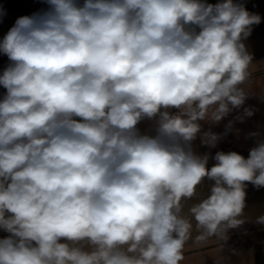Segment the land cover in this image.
Wrapping results in <instances>:
<instances>
[{
    "label": "clouds",
    "instance_id": "obj_1",
    "mask_svg": "<svg viewBox=\"0 0 264 264\" xmlns=\"http://www.w3.org/2000/svg\"><path fill=\"white\" fill-rule=\"evenodd\" d=\"M46 3L0 40V264H182L190 240H226L245 182L264 187V142L211 168L190 142L244 103L261 17L233 0Z\"/></svg>",
    "mask_w": 264,
    "mask_h": 264
},
{
    "label": "crops",
    "instance_id": "obj_2",
    "mask_svg": "<svg viewBox=\"0 0 264 264\" xmlns=\"http://www.w3.org/2000/svg\"><path fill=\"white\" fill-rule=\"evenodd\" d=\"M205 2L215 5L220 0ZM250 2L252 0H241L238 4L247 8ZM251 29L250 35L242 40L252 57L249 75L240 85L245 92L244 103L236 108L229 105L230 111L218 122L208 119L198 121L201 130L190 142V146L202 145L212 148L216 153L234 151L247 159L250 149L264 142V26L260 30L255 27ZM246 109L252 114L247 115ZM169 111L175 114L179 110L172 108ZM154 123V120L145 119L137 127L142 133L154 134ZM205 132L218 136L214 147L201 143ZM212 183L213 181L205 180L202 185L197 186V193L206 196ZM245 183V208L239 217L243 222L228 229L226 240L213 238L200 246L190 241L185 246L182 264H264V224L257 222L258 217L264 216V187Z\"/></svg>",
    "mask_w": 264,
    "mask_h": 264
},
{
    "label": "rangeland",
    "instance_id": "obj_3",
    "mask_svg": "<svg viewBox=\"0 0 264 264\" xmlns=\"http://www.w3.org/2000/svg\"><path fill=\"white\" fill-rule=\"evenodd\" d=\"M240 1L241 0H233V2L237 4ZM79 2L83 3V0H79ZM48 7L49 6L46 3V0H0V8L6 10V14L0 17V40L3 39L4 35L7 33L9 28L13 26L16 18L24 15H32L33 13L45 11L48 9ZM246 10L249 13L253 12L254 14H257L261 17V22L259 24H254L251 26L260 30V28L264 26V0H252ZM258 33H260V31ZM10 63L11 62L8 60L7 56L0 53V73H2L4 68L7 67ZM5 91L6 90L2 86H0V99L3 98ZM190 147L193 153L197 156H208V168H211L213 166V157L215 156L216 152H214L212 148L204 147L202 145L198 146L195 144H192ZM205 180L208 181V179H204L202 180L200 185H202ZM203 196L204 195L197 193L196 196L192 198V200L184 202L185 212L187 211V208L191 206V204L197 202L200 198H203ZM195 234L196 233L194 231L193 235ZM8 235L9 234L7 232H5L3 229H0V239ZM190 241L188 242V244L190 243Z\"/></svg>",
    "mask_w": 264,
    "mask_h": 264
}]
</instances>
